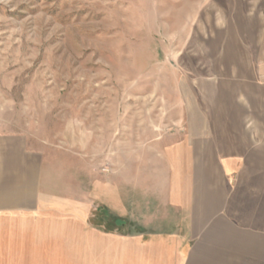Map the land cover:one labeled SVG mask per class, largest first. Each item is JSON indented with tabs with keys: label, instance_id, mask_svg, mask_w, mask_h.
<instances>
[{
	"label": "rangeland",
	"instance_id": "rangeland-1",
	"mask_svg": "<svg viewBox=\"0 0 264 264\" xmlns=\"http://www.w3.org/2000/svg\"><path fill=\"white\" fill-rule=\"evenodd\" d=\"M240 121L264 147V0H0V133L44 154L57 195L0 214V264H97L90 243L147 264L176 231L188 264H264V230L234 239L166 204L192 137Z\"/></svg>",
	"mask_w": 264,
	"mask_h": 264
},
{
	"label": "crops",
	"instance_id": "crops-1",
	"mask_svg": "<svg viewBox=\"0 0 264 264\" xmlns=\"http://www.w3.org/2000/svg\"><path fill=\"white\" fill-rule=\"evenodd\" d=\"M243 125L240 121L234 135L208 132L193 136L198 159L186 164L185 181L170 186L166 202L181 220L207 221L202 229L217 223L219 228H228L234 239L242 232L257 234L262 232L259 229L264 230V147L258 146L251 132L243 131ZM239 141L243 146L237 145ZM45 161L44 154L30 150L14 136L0 133V214H16L19 197L24 199L25 211H34V205L35 211H48L50 203H56L51 201L57 195L49 191ZM175 171L178 170L173 168ZM181 176L184 175L180 173ZM223 235L227 236L226 232ZM192 241L190 234L176 231L173 246L148 247L141 252L140 259L147 264H188L194 246L189 254H185V247ZM71 247L81 258V249L76 244ZM88 251L99 260L97 264H120L119 252L128 250L107 243H90ZM125 254L129 261L130 253Z\"/></svg>",
	"mask_w": 264,
	"mask_h": 264
},
{
	"label": "trees",
	"instance_id": "trees-1",
	"mask_svg": "<svg viewBox=\"0 0 264 264\" xmlns=\"http://www.w3.org/2000/svg\"><path fill=\"white\" fill-rule=\"evenodd\" d=\"M115 223L117 224V225H123L124 224V221H122L121 219H116L115 220Z\"/></svg>",
	"mask_w": 264,
	"mask_h": 264
}]
</instances>
